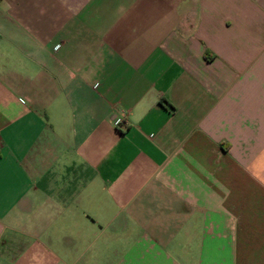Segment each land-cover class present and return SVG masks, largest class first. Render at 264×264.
Instances as JSON below:
<instances>
[{"label":"crops","instance_id":"0c3cea01","mask_svg":"<svg viewBox=\"0 0 264 264\" xmlns=\"http://www.w3.org/2000/svg\"><path fill=\"white\" fill-rule=\"evenodd\" d=\"M0 59V264H264V0H0Z\"/></svg>","mask_w":264,"mask_h":264},{"label":"rangeland","instance_id":"374dc122","mask_svg":"<svg viewBox=\"0 0 264 264\" xmlns=\"http://www.w3.org/2000/svg\"><path fill=\"white\" fill-rule=\"evenodd\" d=\"M3 64L4 63L0 59V68H1L0 74H3L2 72ZM108 218L110 220L111 216L109 215ZM137 229H138L137 227H132V225H129L128 227L129 234L138 232ZM127 232H126V235H127ZM107 233H108L107 236L110 238L111 237L110 231H107ZM126 235H123V236H125L126 238ZM84 239L87 241H84L83 243H78L76 244L75 248L73 247L71 250L69 249L70 254L67 255L66 258H63L66 261V264H116L115 262L116 260H114L112 257L113 252H117L118 255L125 254V252L131 246L130 245L131 243H129V241H126V239L123 238L121 240L117 239L118 243H115V242L111 243L110 241H103L105 245H103L104 243L101 244L100 242H98L86 248L88 238H84ZM179 244L180 243H174V245H172L171 247L166 248L167 253L171 255L172 260L176 262V264L177 263L178 264H190L189 261L191 260L189 259L190 257H193L194 254L196 253V250H195L196 248H193V247L190 248V246L189 247H185V246L178 247ZM231 246H232V243H222L221 244L220 255L223 257H222V261L220 262V264H226L228 260L227 250L229 249V251H231L230 250L232 249ZM60 250L61 252L63 251V249H60ZM148 250L150 251L151 249L149 248ZM147 254L148 252L143 254L141 259L145 258ZM204 264H208V263L205 262Z\"/></svg>","mask_w":264,"mask_h":264},{"label":"trees","instance_id":"16d2710c","mask_svg":"<svg viewBox=\"0 0 264 264\" xmlns=\"http://www.w3.org/2000/svg\"><path fill=\"white\" fill-rule=\"evenodd\" d=\"M161 103L160 104H162V102H166V101H160Z\"/></svg>","mask_w":264,"mask_h":264}]
</instances>
